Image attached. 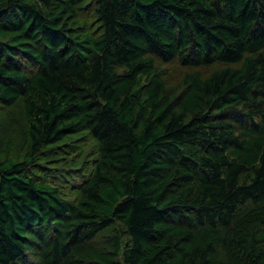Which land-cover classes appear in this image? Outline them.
<instances>
[{
	"label": "trees",
	"instance_id": "1",
	"mask_svg": "<svg viewBox=\"0 0 264 264\" xmlns=\"http://www.w3.org/2000/svg\"><path fill=\"white\" fill-rule=\"evenodd\" d=\"M0 106V264H264V0H0Z\"/></svg>",
	"mask_w": 264,
	"mask_h": 264
},
{
	"label": "rangeland",
	"instance_id": "2",
	"mask_svg": "<svg viewBox=\"0 0 264 264\" xmlns=\"http://www.w3.org/2000/svg\"><path fill=\"white\" fill-rule=\"evenodd\" d=\"M92 13V10H91ZM75 19V18H74ZM90 11L83 9L80 12V15L74 20L75 24H86L87 21H91ZM168 73L171 74L170 82L173 83L178 80L183 72V70L176 64L172 63L166 66ZM7 112H11L13 118V124L17 127H21L24 123L22 120V108L17 106L16 109H6L3 106H0V117L6 115ZM21 130V129H20ZM24 136V132L22 131ZM23 143V140H22ZM61 143V142H60ZM16 144V142H11V146ZM93 146L92 142H87L86 136L77 137L70 136L62 144L55 146L54 148H47V150L39 158L40 163L38 166L37 173H41V178H45L51 182L61 181L62 183H70L80 180L83 178L84 171L88 174L91 170V155H88L89 149ZM75 153H78L75 157ZM78 166L79 168H75ZM81 169V170H80ZM77 175H79L77 177ZM68 191V195L72 198L77 196V191L73 186L64 187ZM107 233V234H105ZM110 231L102 232L97 241H103L109 235ZM110 240V239H109Z\"/></svg>",
	"mask_w": 264,
	"mask_h": 264
}]
</instances>
